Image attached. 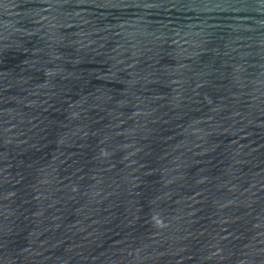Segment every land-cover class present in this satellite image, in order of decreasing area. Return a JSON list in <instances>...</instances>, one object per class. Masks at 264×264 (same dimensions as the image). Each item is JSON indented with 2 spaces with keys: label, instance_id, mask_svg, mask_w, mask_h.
<instances>
[{
  "label": "water",
  "instance_id": "1",
  "mask_svg": "<svg viewBox=\"0 0 264 264\" xmlns=\"http://www.w3.org/2000/svg\"><path fill=\"white\" fill-rule=\"evenodd\" d=\"M0 264H264V0H0Z\"/></svg>",
  "mask_w": 264,
  "mask_h": 264
}]
</instances>
